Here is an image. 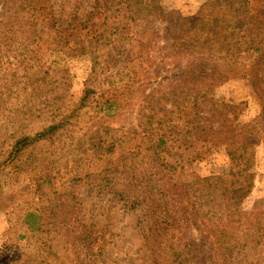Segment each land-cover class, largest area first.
Instances as JSON below:
<instances>
[{
    "label": "rangeland",
    "instance_id": "obj_1",
    "mask_svg": "<svg viewBox=\"0 0 264 264\" xmlns=\"http://www.w3.org/2000/svg\"><path fill=\"white\" fill-rule=\"evenodd\" d=\"M68 1L54 0L69 12L74 0ZM209 1L160 0L157 5L167 13L192 17ZM3 4L4 0H0V15ZM165 27L160 22L151 26L133 24L126 42L111 49L110 54L101 55L102 63L110 68L98 80L91 79L89 54L71 56L61 52L52 36H46L36 47L34 58L28 60L37 67L35 70L18 67L21 65L16 47H10L8 56H0V165L15 141L36 137L79 108L86 90H94L92 97L99 102L112 98L114 91L121 97L130 85L139 83L130 95L126 93L122 107L111 118L92 108L88 112L83 110L71 122V126L75 125L68 131L72 139L63 135L53 143L40 145L33 156H24L10 167L0 168V264H171L173 242L171 237L158 232L156 214L163 212L167 204L178 205L169 201L176 193L164 197L162 203L157 202L160 198L153 202L145 187L136 189L125 181L131 174L134 183H151L140 139H121L116 155L106 158L82 154L76 148L78 139L90 131L109 128L130 133L137 129L138 109L145 96L180 77L181 72L171 60L164 62L161 46ZM152 29L158 35L152 34ZM143 31L151 36L146 39L145 49L131 41V33L134 38ZM136 48L144 52L135 53ZM213 100L218 108H234L239 117L238 127L256 123L263 112L255 92L242 78L216 87ZM203 109L208 110L209 106ZM205 123L208 125V121ZM256 151V165L249 173L250 193L240 208L238 224L205 220L208 235V228L215 225L231 226L229 232L234 230L235 234L231 254L224 258L221 254L228 249L221 253L218 246L213 247L216 238H220L223 248L227 246L223 242L226 237L211 235L206 244L197 247V258L190 264H217L220 257L227 260L225 264H264V150L260 146ZM228 167L225 155L217 153L188 167L184 175L178 173L173 180L190 182L194 174L220 175ZM165 176L172 178L168 172L159 177ZM124 192L133 197L131 203L120 200ZM156 205L161 209L154 212ZM186 236L191 243L189 236L200 240L202 233L192 228Z\"/></svg>",
    "mask_w": 264,
    "mask_h": 264
},
{
    "label": "trees",
    "instance_id": "obj_2",
    "mask_svg": "<svg viewBox=\"0 0 264 264\" xmlns=\"http://www.w3.org/2000/svg\"><path fill=\"white\" fill-rule=\"evenodd\" d=\"M159 1L90 0L85 4L74 0L67 12L54 0H4L0 15V56H8L10 47H16L21 65L18 67L35 70L37 67L31 66L28 60L34 58L36 47L45 37L52 36V42L61 52L71 56L89 54L91 79L98 80V76L106 74L110 68L102 63L101 55L110 54L111 49L126 42L133 24L165 23L161 46L164 62L171 60L181 72L180 77L159 85L145 96L138 109L137 129L130 133L109 128L90 131L78 139L76 148L82 154L87 152L106 158L116 155L121 139L132 137L130 141L134 142L140 139L141 152H145L148 159L147 178L151 183L145 186L140 181L134 183L131 174L125 181L136 189L145 187L153 202L160 198L157 202L162 203L164 197L176 193L169 201L178 205L167 204L163 212L156 214L158 232L176 243L171 244V264H190L197 258V247L206 244L211 235L226 237L224 248L220 238L213 243L221 253L228 249L221 254L226 258L235 240L234 230L229 232L231 226L228 225L238 224L237 218L242 216L240 208L250 193L249 173L256 165V149L261 146L264 150V0H211L192 17L167 13L158 7ZM156 32L152 29L151 33L158 35ZM131 35V41L145 49L150 36L148 31L139 32L134 38ZM138 49L135 53L144 52ZM241 78L255 92L263 112L256 123L238 127L239 117L234 108H218L213 94L216 87ZM137 85L139 83L130 85L121 97L110 90V93L114 91L112 98L99 102L92 97L94 90H86L81 106L59 124L34 138L15 141L0 168L10 167L24 156H33L40 145L53 143L63 135L72 139L68 131L75 125L71 126V122L79 118L83 110L88 112L92 108L111 118L112 113L122 107V98L126 93L130 95ZM204 106L209 109L204 110ZM217 153L227 158L226 172L207 177L194 174L193 181L174 182L178 173L184 175L188 167L205 162ZM165 172L171 173L172 178L159 177ZM165 179L168 186L167 182H162ZM38 187L42 190V180L38 181ZM132 199L129 192L120 194V200L126 204ZM160 209L161 206L156 205L153 211ZM206 219L226 220L229 224L223 228L216 227L218 225L208 228V235ZM192 228H197L202 236L200 240L189 236V243L186 235ZM222 257L217 258V264H225L227 260Z\"/></svg>",
    "mask_w": 264,
    "mask_h": 264
}]
</instances>
